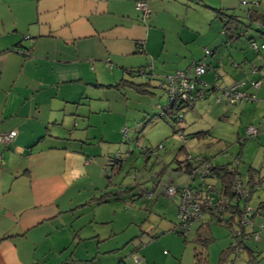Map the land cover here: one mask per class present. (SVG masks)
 Wrapping results in <instances>:
<instances>
[{
  "label": "crops",
  "instance_id": "1",
  "mask_svg": "<svg viewBox=\"0 0 264 264\" xmlns=\"http://www.w3.org/2000/svg\"><path fill=\"white\" fill-rule=\"evenodd\" d=\"M157 1L163 5L164 0H155L150 4V14L156 18L152 24L150 20L147 25L140 22L133 0H0V132H16L13 141L3 146L4 153L1 151L0 264H125L123 260L128 257L127 254L136 256L140 253L138 243H141V236L124 243L121 249L128 248L126 245L130 248L121 253L118 252L121 245L112 243L115 236L113 231L103 232L93 228L88 234H83L82 224L71 222L69 227H63L55 221L67 216L77 220L84 213L92 212L94 207L111 202L112 192L101 189H91L82 194L77 188L78 191L70 192L84 179H89L85 177H88L90 170L93 171L95 157H104V162L100 161L104 164L108 162L107 159L115 156L113 148L108 146L109 142L105 144L103 136L98 141L97 136H91L88 131L87 119L95 112L103 111L91 109L90 99L81 98V89L105 87L97 79H90L89 71L96 64H109L114 59L121 64L118 71L115 70L118 81L106 86L116 89L123 96L127 95L129 89L135 91L130 88L129 81L138 83L132 79V75L129 80L126 79L129 75L127 71L143 69L147 64L145 57L153 53V44L156 42L149 35L158 28L159 15L167 16L166 20L183 29L182 32H176L177 38L166 46L167 50L178 51L183 48L185 51L180 57L183 61L168 63L171 64L169 71H173L168 76L185 70L192 74V66L197 63L206 66V73L199 78L197 87L212 90L195 105L213 92L216 105L231 107L220 92L242 80L245 84L241 92L245 94V100L260 99L261 108L264 107V91H261L264 86V51L249 46L250 41L260 45L264 31L256 29L248 32V29L246 35L237 34V38L230 41L223 31L227 17H238L236 10L241 0H220L217 9L211 8L203 0H197L199 6L211 11L209 16L210 13L214 15L221 30L220 37L215 36L209 40L214 49H206L198 59L193 58L198 53L195 45L199 41V33L195 32L196 28L186 20V23H180L175 17L177 15L174 16L167 8L162 6L161 10ZM171 1L180 0H168ZM182 1V6L189 7L192 4V0ZM12 4H16L18 9L13 11ZM255 7L264 13L259 5ZM166 27L161 26V31ZM240 37L246 38L244 45L239 49L229 48ZM142 43L144 53L137 51L138 45ZM18 50L28 51V55ZM206 51L209 55H206ZM140 54L144 56L139 57ZM185 54H190L192 60L188 61ZM138 58L140 62L128 63ZM153 69L157 70L158 67ZM252 81H260V87L252 88L249 84ZM139 84H143L145 90L151 86L150 82ZM139 94L149 93L146 90ZM219 97L220 102L216 103ZM57 102L61 106L57 107ZM137 103L149 108L142 102ZM239 103L241 111L248 110L245 108L250 102ZM57 112L62 113L63 117L80 120L82 125L74 121L77 125H73L68 134L57 131L56 127L49 128L51 118ZM206 136L202 133L194 139L198 141ZM186 152L183 147L180 153L184 158ZM198 156L210 159L202 154ZM56 163L57 167H54ZM98 165L96 163L94 169L100 176ZM108 168L114 170L112 166ZM252 177L255 183V174ZM63 198H68L65 199L68 206L74 198L78 202L70 209H62L59 201ZM78 209H81L79 215L75 216ZM209 224L207 219H202L196 228V237L199 227ZM60 228L66 230L64 233L60 231L59 236L57 232ZM87 243L91 249L79 250L81 245ZM245 249L253 254L251 249ZM108 253L110 256L104 257ZM139 258L137 263L141 260ZM144 264H147L146 261Z\"/></svg>",
  "mask_w": 264,
  "mask_h": 264
},
{
  "label": "rangeland",
  "instance_id": "2",
  "mask_svg": "<svg viewBox=\"0 0 264 264\" xmlns=\"http://www.w3.org/2000/svg\"><path fill=\"white\" fill-rule=\"evenodd\" d=\"M143 1L147 3L148 9H150V4L155 0ZM204 1L211 8L216 9L221 3L220 0ZM244 1L248 5L239 4L240 7L237 8L236 15L247 25H250L246 19V11L255 5H259L260 9L264 10V0ZM133 2L135 3V0ZM166 2L168 0H164L163 5H161L162 3L159 5V1H157V6L161 10L163 6L164 9L167 8L170 12L172 11L174 16L177 15L175 17L180 23L189 22L196 28L190 26L191 29L199 33V41L195 45L198 53L194 52L193 58H201L206 49L213 50L209 40L215 36L220 37L221 30L214 15L210 13L209 16L211 11L199 6L200 2L198 3L197 0H192V4L187 6L188 8L186 5L182 6V0L171 1L168 4ZM12 8L14 11L18 9V6L12 4ZM137 12L140 16V22L143 24H150V20L152 24V20L156 18L155 15L150 14L149 18L144 20L141 13ZM262 14V21L253 23L248 32L256 29L264 31V13ZM166 17L165 15L158 16V28L152 30L149 35V37L153 36L156 42L153 44V53H148L145 57L147 61L143 68L146 71L145 77L141 78V76L134 75L132 78L138 84L150 82L151 86L146 88L149 94H139L128 88L129 90L125 89L128 90L127 95L123 96L116 89L107 87V84L118 81L115 70L118 71L121 64L114 59H110L111 63L109 64H96L89 71L90 79H97V82L105 85V87L98 89L90 86L81 89L83 90L81 98L90 99L91 109L98 108V110L102 109L103 111L101 113L95 112L90 116L86 125L89 124L88 131L91 136L95 134L98 141L103 136L105 144L110 143L108 146L113 148L114 155H119V163L113 161L111 164L108 162L103 164L104 157L101 159L95 157L92 166L93 171L90 170L88 177H85L89 179H84L78 187H74L70 192L78 191L77 188L79 191L81 190L82 194L91 191V189H101L104 192H112L110 194L111 202L94 207L92 212L84 213L82 217H77V220L67 216L55 222L63 227H69L71 222L82 224L84 225L83 234H88L93 228L103 232L113 231L115 236L112 238V243L121 245L118 251L121 253L127 252L130 248L129 245H126L128 248L121 249L124 243H128L134 237L139 238L141 236L139 238L141 243H138L140 253L137 254L141 258L140 262L137 263V258H139L137 255L136 257L133 254H127L128 257L123 260L125 264L128 262L144 264L145 261L147 264H196L194 254L199 252L201 248L200 243L195 241L196 228L199 222L190 226L185 238L177 234L174 227L178 223L177 210L180 198L178 194L173 196L166 194L168 187L180 188L189 180L187 174L176 169L180 165L179 163L185 159L180 153L185 147L188 152H186V156L194 158L196 155L202 154L210 157L212 166L227 165L236 168L239 179L244 186H247L250 175L255 174L256 181L260 180H258V185L255 184V190L251 193L249 200L241 199L238 203L239 209L248 207L255 212L252 220L253 227H246L244 230V234L248 237H251V232L254 231L255 239L243 240V245L251 249L253 254L250 256L244 247L239 252L233 249L232 247L236 245L233 232L221 223L214 222L208 225V236L211 239L204 248L206 262L202 260L198 264H264V207L258 209L259 204L264 202V107L261 108V100L258 99V101L244 100L243 103L250 102L245 108L248 110L245 111H241L240 103L225 108L224 105L214 103L216 96L212 92L204 101L197 103L194 109L187 110L183 120L176 123L174 114L169 116L163 110L168 106V100L163 95L160 84L163 78L173 73V71H169L171 64H175L176 60L183 61L180 58L185 53L183 48L178 51L166 49L168 43L174 42L177 38L175 33L182 32L183 29L180 25L174 26L172 21L166 20ZM211 24L212 27H210ZM258 25L260 26L258 27ZM161 26H167L170 29L166 27L164 31H161ZM246 38L248 39V36ZM246 38L240 37L229 48L239 49L241 45H244ZM143 56V54L139 55V57ZM185 58L188 61L192 60L190 54H185ZM140 61L138 58L128 63L135 64ZM153 67H158L157 70L160 72L154 70ZM129 77L130 75H127L126 79L129 80ZM144 80L146 81L144 82ZM263 88L264 86L261 91H264ZM81 90L78 94L81 93ZM137 102H142L149 108H145ZM50 105L53 107L54 104L51 103ZM58 106H61L59 102H57ZM224 115H226L225 118L222 117ZM54 121L56 123H52ZM74 121L82 125L80 120L67 116L63 117L62 113L57 112L55 116H52L49 128L56 127L57 131L68 134V130H72L73 125H77V123L74 124ZM250 126L257 130L258 136L256 138H247L246 128ZM197 133H205L207 136L205 139L197 141L193 137ZM181 135L186 137V143H183L179 138ZM159 145L163 146V150L158 153L157 157L149 160L142 154V150L154 149ZM2 150L3 146L0 147V151ZM101 160L103 162H100ZM96 163L100 165L97 167L100 176L95 173ZM109 166H112L114 170H110ZM54 167H57V163ZM205 181L217 185L215 179L207 178ZM190 183L197 185L198 182L195 179ZM148 191L153 193V197L150 199L141 195V193ZM65 199L68 198L59 201L62 209H70L78 202L77 198H74L72 204L68 206ZM80 210L76 211L75 216L79 215ZM203 220L206 219L203 218ZM65 230L66 228H60L57 234L60 236L59 232L64 233ZM101 245L106 246V244ZM86 248L87 250L91 249L89 243L81 245L79 250ZM103 248L101 247V249ZM108 256H110L109 253L105 254L104 257ZM252 257L254 258L253 261Z\"/></svg>",
  "mask_w": 264,
  "mask_h": 264
},
{
  "label": "built area",
  "instance_id": "3",
  "mask_svg": "<svg viewBox=\"0 0 264 264\" xmlns=\"http://www.w3.org/2000/svg\"><path fill=\"white\" fill-rule=\"evenodd\" d=\"M242 5H246L244 0H241ZM135 8L142 15V19H148L150 11L145 1L137 0L135 2ZM260 25H258L259 27ZM250 47L255 50L264 51V39L258 46L254 41L250 42ZM21 54L28 55V51L18 50ZM206 55L209 52L206 51ZM255 71V70H253ZM206 73V66L202 63L192 66V74L188 70L176 71L173 75L165 77V83L163 84L165 90V96L168 100V106L164 108V111L174 114L177 122L183 120L184 113L192 109L195 103L204 98V93L197 87L198 80ZM245 82L242 80L234 83L230 88L221 90L222 97L226 100L228 106L235 105L246 99L245 94L241 92V88ZM252 88H259L260 81L249 82ZM220 98L216 99V103L220 102ZM253 98V97H252ZM247 137H257V130L253 127L246 128ZM16 136V132H0V147L9 145ZM183 143H186L184 136H179ZM163 150V146L159 145L154 149L142 150V154L146 158H155L159 152ZM118 155H115L112 159H107L109 163L116 160ZM3 158L0 151V165ZM211 160L203 156L189 157L186 156L184 161L179 165L178 171L183 174H187L189 177L188 182L183 187L173 188L168 187L166 189L167 196L179 195L180 202L178 205L177 216L178 223L174 227V231L182 235L184 238L193 223L200 222L206 217L208 223H221L225 228L233 232V238L236 240L235 250L241 251L243 248V240L255 239V232H251V237L244 234L246 227H253L254 211H251L248 207L235 209L233 206L238 205L241 199L249 200L250 190L247 186H244L240 179H237L231 188L232 196H226L219 194L216 187H213L211 182H206L205 179H215L217 175L215 171L211 169ZM107 170V168H106ZM197 180V185H192L190 181ZM217 181V180H216ZM147 199L153 197V193L143 192L141 193ZM239 207V206H238ZM253 230V228H252ZM244 237V238H243ZM243 238V239H242Z\"/></svg>",
  "mask_w": 264,
  "mask_h": 264
},
{
  "label": "trees",
  "instance_id": "4",
  "mask_svg": "<svg viewBox=\"0 0 264 264\" xmlns=\"http://www.w3.org/2000/svg\"><path fill=\"white\" fill-rule=\"evenodd\" d=\"M136 1L137 0H135V2ZM247 5H248V3H246V5H243V6H247ZM246 12H247L246 19L250 22V25H247L244 21L240 20L239 17H234V16H229L224 21L223 31L226 32V35L228 36V39H229L228 41H230L231 39L232 40L236 39L237 38V34L244 35L247 32L248 29H251V25L253 23H260L262 21L261 18H262L263 14L260 13L258 11V9H256L255 6L249 8ZM137 51H139L140 53H144L143 43L138 45ZM197 64H199V63H197ZM145 73H146V71L143 70V69H135V70L133 69V70H128L127 71V74H129V75L141 76L142 78L145 77V75H146ZM165 79L166 78H163V81L160 84V88L163 91V95H165V90H164V87H163V84L165 83ZM129 86H130V88H132L133 90H135L138 93H143V92L146 91L144 89V85L143 84H135V83H132L131 81H129ZM116 88H118V86H116ZM198 89H200V91L204 93V98L212 90V89L204 90L202 88H198ZM165 112L168 113L169 111H165ZM168 115L170 116L172 114L168 113ZM174 120L177 123L176 118H174ZM175 132H176V130H175ZM200 135H202V133H197L193 137L196 138L197 136H200ZM247 138H250V137H247ZM254 138H256V137H254ZM109 159H112V157H110ZM118 159L119 158L114 160V162L115 163H119ZM179 164H181V163H179ZM176 169L177 170L179 169V165H178V168H176ZM211 169L215 171V174L217 175L216 180L218 182V185L215 186V183H213L212 186L217 188V191L220 192L219 194H221V196L222 195H226V196H230L231 197L232 196V191H231L232 185L237 179H239V174L237 172V169L236 168H231V167H229L227 165H225V166L224 165L223 166H211ZM258 180L254 183L253 182V177H252V175H250L249 182H248L249 184H247V187L250 190V196H251V193L253 192V190H255L254 189L255 184H257V185L259 184L260 180L259 181ZM263 204H264V202L263 203L261 202L259 204L258 209L263 208L264 207ZM233 207L235 209L239 210V207H238L237 204H235ZM207 231H208V226L207 225H201L199 227V229H198V234H197V237H196V241H197V243H200L201 248H200L199 252L194 254V259L196 261V264L201 263L202 260L203 261L205 260L204 248H205L206 244L211 239L208 236ZM243 247L246 248L245 245H243ZM232 248L234 249L235 246H233ZM249 254H250V256L252 255L251 252H249ZM253 260H254V258L252 257V261Z\"/></svg>",
  "mask_w": 264,
  "mask_h": 264
},
{
  "label": "clouds",
  "instance_id": "5",
  "mask_svg": "<svg viewBox=\"0 0 264 264\" xmlns=\"http://www.w3.org/2000/svg\"><path fill=\"white\" fill-rule=\"evenodd\" d=\"M197 86H198V83H197Z\"/></svg>",
  "mask_w": 264,
  "mask_h": 264
}]
</instances>
